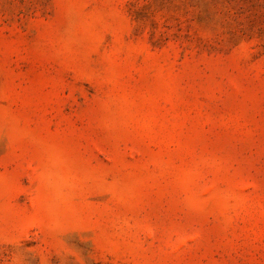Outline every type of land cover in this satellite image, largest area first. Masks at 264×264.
<instances>
[{
	"label": "rangeland",
	"instance_id": "obj_1",
	"mask_svg": "<svg viewBox=\"0 0 264 264\" xmlns=\"http://www.w3.org/2000/svg\"><path fill=\"white\" fill-rule=\"evenodd\" d=\"M0 264H264V0H0Z\"/></svg>",
	"mask_w": 264,
	"mask_h": 264
}]
</instances>
